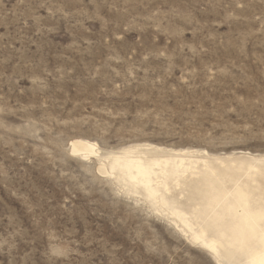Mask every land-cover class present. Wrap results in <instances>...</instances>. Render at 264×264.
Returning <instances> with one entry per match:
<instances>
[{"label": "rangeland", "instance_id": "374dc122", "mask_svg": "<svg viewBox=\"0 0 264 264\" xmlns=\"http://www.w3.org/2000/svg\"><path fill=\"white\" fill-rule=\"evenodd\" d=\"M78 139L264 156V0H0V264H216Z\"/></svg>", "mask_w": 264, "mask_h": 264}, {"label": "bare ground", "instance_id": "6f19581e", "mask_svg": "<svg viewBox=\"0 0 264 264\" xmlns=\"http://www.w3.org/2000/svg\"><path fill=\"white\" fill-rule=\"evenodd\" d=\"M72 153L96 157L101 174L141 197L216 264H264V156L220 158L149 144L101 154L79 139Z\"/></svg>", "mask_w": 264, "mask_h": 264}]
</instances>
